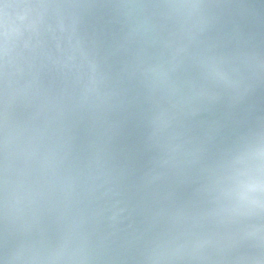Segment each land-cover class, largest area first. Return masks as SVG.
<instances>
[{
    "label": "water",
    "instance_id": "95a60500",
    "mask_svg": "<svg viewBox=\"0 0 264 264\" xmlns=\"http://www.w3.org/2000/svg\"><path fill=\"white\" fill-rule=\"evenodd\" d=\"M0 264H264V0H0Z\"/></svg>",
    "mask_w": 264,
    "mask_h": 264
}]
</instances>
